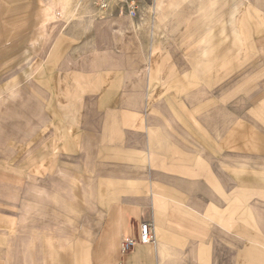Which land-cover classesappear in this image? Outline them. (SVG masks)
<instances>
[{"label":"crops","instance_id":"obj_1","mask_svg":"<svg viewBox=\"0 0 264 264\" xmlns=\"http://www.w3.org/2000/svg\"><path fill=\"white\" fill-rule=\"evenodd\" d=\"M59 2L0 0V264H264V0Z\"/></svg>","mask_w":264,"mask_h":264},{"label":"bare ground","instance_id":"obj_2","mask_svg":"<svg viewBox=\"0 0 264 264\" xmlns=\"http://www.w3.org/2000/svg\"><path fill=\"white\" fill-rule=\"evenodd\" d=\"M60 1H62V3H64L65 6H67L68 8H71L73 6L74 7V11H77L78 10L79 13H81L83 11L86 12L88 10L86 4H88L96 12H99V13L108 12V13H111L112 15L113 14H121V15H124V16H126V17L129 18V22H130V25H131V30H133L132 31L133 33H137L139 31V29H140V30H142L143 34H145V35H151L152 33L154 34V36H162L163 35L162 28H161V23H160V21L158 19L156 20L155 25H152L151 24V22L154 20V13H153V9H152L154 0H152V3L151 4L144 5L142 7V11H143L144 17L141 19L142 20L141 24H140V22L138 24H136L134 22L135 20L133 19V16H132L133 15L132 14V10H126V9H124V6L126 7V5L128 7H130L128 5L129 3L127 2V0H106L105 2H102L100 4H98V1L97 0H60ZM58 2H59V0H58ZM81 4H84V5H81ZM89 14H91V12H89ZM86 15L87 14L85 13V16ZM64 18H66V17L64 16ZM58 20H59V18H58ZM66 20H65V22H66ZM153 22H155V21H153ZM149 24H150V26H149Z\"/></svg>","mask_w":264,"mask_h":264},{"label":"built area","instance_id":"obj_3","mask_svg":"<svg viewBox=\"0 0 264 264\" xmlns=\"http://www.w3.org/2000/svg\"><path fill=\"white\" fill-rule=\"evenodd\" d=\"M98 4L105 2L106 0H97ZM153 242V234L148 223L141 224L140 228V244H148ZM136 245V242L130 239H124L121 241V250L122 252H129Z\"/></svg>","mask_w":264,"mask_h":264},{"label":"rangeland","instance_id":"obj_4","mask_svg":"<svg viewBox=\"0 0 264 264\" xmlns=\"http://www.w3.org/2000/svg\"><path fill=\"white\" fill-rule=\"evenodd\" d=\"M127 2L129 3L128 5L130 7H128L126 5V7L124 6V9L126 10H132V16H133V19L138 22V21H141V19L144 17V14H143V11H142V7L144 5H149L152 3V0H127ZM108 13L105 14V16L108 17ZM81 29V28H80ZM82 32V31H81ZM94 39H95V35H94ZM94 45H95V41H94ZM79 50L80 52H84L86 51V43H82L80 42L79 43ZM85 53V52H84ZM85 56V55H84ZM83 61H86L85 59L82 60V63Z\"/></svg>","mask_w":264,"mask_h":264}]
</instances>
